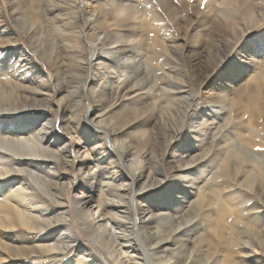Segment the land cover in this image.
Returning a JSON list of instances; mask_svg holds the SVG:
<instances>
[{"label":"rangeland","instance_id":"374dc122","mask_svg":"<svg viewBox=\"0 0 264 264\" xmlns=\"http://www.w3.org/2000/svg\"><path fill=\"white\" fill-rule=\"evenodd\" d=\"M85 10L94 14L92 27ZM15 92V108L0 107V133L19 129L23 116L48 117L43 145L62 152V163L0 148L9 156L1 163L14 170L23 159L41 178L54 176L52 198L79 241L64 253L15 258L16 248L64 239L55 229L56 203L34 183L38 193L26 207L55 224L7 226L12 212L0 196V264H103L106 250L86 230L75 199L95 226L111 218L96 209L116 192L124 202H115L116 211H124L132 184L113 189L110 181L132 180L130 158L146 186L137 200L143 232L159 234L161 264L264 261L262 249L240 246L264 235V0H0V104ZM100 113L107 124L95 120ZM123 148L132 156L124 158ZM134 219L131 208L125 232L114 233L142 248Z\"/></svg>","mask_w":264,"mask_h":264},{"label":"bare ground","instance_id":"6f19581e","mask_svg":"<svg viewBox=\"0 0 264 264\" xmlns=\"http://www.w3.org/2000/svg\"><path fill=\"white\" fill-rule=\"evenodd\" d=\"M84 16L87 19V22L89 25L92 24L93 21H95V18L93 17L94 14L90 10H85ZM92 38V37H91ZM99 38L96 37L95 40H98ZM94 40V38H93ZM103 40V39H102ZM98 42V45H100V49L103 48L107 44L106 41ZM31 44V43H30ZM94 50L91 52V60H97L96 64L100 63L101 54H99L97 51L95 52V46H93ZM103 56V55H102ZM94 57V59H93ZM92 76V75H89ZM92 80V77L89 78ZM15 95H12L11 99L9 100V104L4 105L0 104L1 106H13L11 108H15V105L18 102L14 101V98H20L21 95L14 93ZM45 100V99H44ZM8 108V109H11ZM1 109V108H0ZM89 110H87V114ZM91 112V111H90ZM91 116V115H90ZM95 120L97 119L98 123H105L107 124V119L104 117V114L100 113L99 115L95 114ZM24 123V125H19L18 123ZM42 122V123H41ZM39 122L37 119V116H23L21 117L17 122H15V126L19 129H16L15 127L10 129V132H2L0 133V148L13 152L14 154H20L23 155H30L32 157H52L56 160H60L63 156L62 152L57 154H53L52 151L49 149L47 145H43L44 137H46V133L44 130L46 129V125L50 124V120L48 117H44V120ZM113 131H115L112 124H110ZM38 127V128H37ZM93 128H98L97 126H93ZM37 129L42 133H38L39 135L36 136L35 133ZM38 131V132H39ZM49 132V131H48ZM89 138V137H88ZM114 139L116 142L117 138L114 136ZM100 146V145H98ZM121 147V146H120ZM124 150V152H123ZM122 154L124 155V158L128 156H132L130 153V150L127 148H123ZM232 153L234 154V150L230 149ZM230 151V153H231ZM106 154V153H105ZM0 196L2 199L3 205L12 212L11 216L7 217L6 224L9 227L13 226H21L24 229H27L29 231H41L42 229L47 228L48 226H53L55 223H58V226L55 228L57 229V233L63 234L64 239H62L60 236H49L42 242H38L35 245L31 247H27L28 251L26 249L22 248H16V253L13 254L16 257L20 258L19 256L23 255H31L34 252L42 251V252H59L64 253L68 250L70 247V244L72 242L76 241V244H78V238L75 236L74 231L67 225V222L65 221V213L61 209V203L59 201L54 200L52 197L55 196L53 192H51V188H54L53 185H55V189L59 188V186L56 183H53L52 181L54 176H50L49 178H41L37 173L36 170H30L29 168H25L23 165L25 164V161L21 159V161H18L16 163V166L14 170H11L12 168L8 167L9 163L2 164L1 162L4 161L2 159L9 158V156L0 153ZM104 157V156H103ZM102 157V158H103ZM2 158V159H1ZM30 159V158H29ZM19 160V159H17ZM27 160V159H26ZM128 162V165L131 166L134 173L132 175V180H127L123 174L122 179L114 178L111 179L110 185H112L113 189L119 186H129L132 184V191L131 194L128 192H125L126 195H128L130 198L126 201V207L124 208V211H116L118 206L115 202L124 203L122 201V194L119 192H116V195H114V198L112 200H108L106 202V206H102L96 211L101 210H108V213H110L111 218L106 222L105 225H96L94 219H91V221H86V215L84 213V208L81 205V200L75 199L74 207L76 209V212L80 214V218H82V221L84 222V225L86 226V230L88 233L100 244L102 245L107 253L106 259H102V257H99L103 264H161L163 261V256L158 254L157 248H156V239H159V234L153 233L148 234L143 232V222L145 221L143 217H140V208L138 207L137 200L140 199L141 196L144 194L142 193V190L146 187L143 185L142 180V174L140 172H137L138 168L134 166V163L132 159H125ZM113 162V161H111ZM62 163V162H61ZM64 163V162H63ZM110 163V161H109ZM30 164L37 166L40 165L39 163L30 161ZM10 178L4 179L5 176L12 174ZM20 173L26 174L28 176V179L26 180L24 176H22ZM110 173V172H109ZM92 174V177L94 178L95 172L90 173ZM114 177V176H113ZM120 183H119V181ZM56 181V180H55ZM59 181V180H58ZM118 181V182H117ZM129 181V183H128ZM36 184L38 189L42 190L43 193H45L48 197H51L52 200L56 203L55 209L52 211V215L55 218V223L48 218H41L37 215L33 214L28 207H26L27 203H31V195L35 196L37 195V188L34 189L32 184ZM124 183V184H123ZM34 184V186H35ZM250 189H253V185L248 186ZM26 191H30L32 193H27ZM117 191V190H115ZM40 199H43L42 196L38 195ZM45 200V199H44ZM63 200V199H62ZM132 208V212H134L135 219L132 221V226H136V239H141L142 248L140 245L135 244L136 248L131 245L130 239H127L123 241V239H120V236H117L114 233V229L123 228L122 231L125 232L124 224L122 223V219H125V213H129L130 209ZM88 218V216H87ZM119 218V219H117ZM171 222L169 225L174 228L173 231H177L179 227L181 226L179 221L177 222L175 220L174 225V219L170 218ZM113 221V222H111ZM16 224V225H15ZM65 224V225H63ZM107 224L110 225V227H106ZM61 230V231H60ZM130 235V234H128ZM127 236V235H125ZM53 237V238H52ZM138 241V240H137ZM139 242V241H138ZM186 244H184L182 251H185ZM240 246L242 247H248L250 251L258 252L259 249H262L264 251V235L258 234L255 236L246 238V241L242 243ZM4 248V250H9L11 246L3 244L1 246ZM140 247V248H138ZM24 251V252H23ZM82 251L88 252L89 249L87 247H83ZM22 253V254H21ZM90 256V255H89ZM14 258V259H15ZM95 258V257H94ZM19 260V259H16ZM91 263L88 264H102L99 260L91 259ZM261 264H264V261L261 260ZM72 263V262H71ZM71 263H65V264H71ZM185 264H195L192 260L185 261ZM202 264H208L207 261H205Z\"/></svg>","mask_w":264,"mask_h":264}]
</instances>
